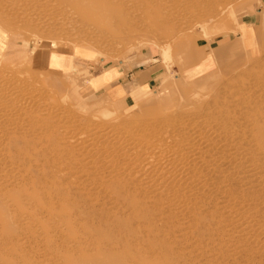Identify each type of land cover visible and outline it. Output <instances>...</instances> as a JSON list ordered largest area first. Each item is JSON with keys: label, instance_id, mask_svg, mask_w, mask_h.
Masks as SVG:
<instances>
[{"label": "rangeland", "instance_id": "obj_1", "mask_svg": "<svg viewBox=\"0 0 264 264\" xmlns=\"http://www.w3.org/2000/svg\"><path fill=\"white\" fill-rule=\"evenodd\" d=\"M161 1L0 0V264H264V40L220 50L264 0ZM112 65L155 86L91 91Z\"/></svg>", "mask_w": 264, "mask_h": 264}, {"label": "crops", "instance_id": "obj_2", "mask_svg": "<svg viewBox=\"0 0 264 264\" xmlns=\"http://www.w3.org/2000/svg\"><path fill=\"white\" fill-rule=\"evenodd\" d=\"M257 23H264V7L262 10H260L257 18ZM252 25V24H251ZM234 33H238L239 40H235L233 43L225 45L224 48L220 49H227L228 47L232 46L233 44H238L240 42H253L255 44V36L258 37L260 40H264V35L256 34L253 31V26L249 27L247 25H244L242 23L236 22L233 24ZM233 33V34H234ZM230 38V37H229ZM2 40L0 39V43L2 45ZM149 48V47H148ZM218 48V47H217ZM216 49V48H215ZM151 52L153 50L149 48ZM184 62H190L189 54L185 51L184 52ZM69 56L68 54H66ZM152 60L154 57H150ZM48 60V59H47ZM69 62L65 66H67L66 71H69L68 69L71 66H76V59L69 58ZM64 64L66 63V58L63 61ZM189 68L187 67L186 70ZM63 70V69H62ZM153 72L150 71L148 68H137V69H130L128 70L126 67L122 65H112L107 68H103L101 71L97 72L96 74H93L88 79V87L93 92H110L112 96L119 97L120 99L122 97L126 96V93L129 92L131 96L134 97H141L147 92L152 91L151 88L155 86L154 80H153ZM162 86H166L169 81H167L166 78L161 77L160 78ZM167 87V86H166ZM165 87V88H166ZM170 88V87H169ZM67 96L74 100L77 95H84V98H87L86 95L80 91L76 86L68 87L67 90ZM140 106L139 108H141Z\"/></svg>", "mask_w": 264, "mask_h": 264}, {"label": "bare ground", "instance_id": "obj_3", "mask_svg": "<svg viewBox=\"0 0 264 264\" xmlns=\"http://www.w3.org/2000/svg\"><path fill=\"white\" fill-rule=\"evenodd\" d=\"M152 2V0H149V2ZM163 1V0H162ZM162 1H161V3H162ZM234 1V0H233ZM153 2H155V1H153ZM203 2V1H202ZM188 4H189V6L192 8H194V10L195 9H197L196 8V3H198V0H188V2H187ZM153 4V3H152ZM210 4V3H209ZM214 4V3H213ZM230 4V3H229ZM159 5L161 6V4L159 3ZM180 5V4H179ZM198 5H199V3H198ZM133 6V5H132ZM162 7V6H161ZM206 8H207V6H206ZM206 8H204V9H206ZM211 8V7H210ZM134 9V8H133ZM148 9V8H147ZM162 9H163V7H162ZM161 9V10H162ZM164 9H167V8H164ZM132 10V9H131ZM130 10V11H131ZM138 10H140V9H138ZM148 11V10H147ZM151 11V10H150ZM168 11V10H167ZM200 11V10H199ZM202 11H204V10H202ZM207 11V10H206ZM210 11H212L211 9H210ZM124 12H125V10H124ZM134 12H136V11H134ZM149 12V11H148ZM209 12V11H208ZM132 13V12H131ZM131 13H130V15H131ZM139 13V12H138ZM152 13V12H151ZM161 13H162V11H161ZM172 13V12H171ZM201 13V12H200ZM210 13V12H209ZM140 15H141V13H140ZM165 15V14H164ZM203 15V14H202ZM26 16V15H25ZM133 16V15H132ZM135 16V15H134ZM142 16V15H141ZM76 17V16H75ZM128 17V16H127ZM137 17V16H136ZM144 17V16H143ZM191 17V16H190ZM141 18V17H140ZM130 20V19H129ZM27 22V21H26ZM37 22V21H36ZM132 25V24H131ZM121 26V25H120ZM193 28V27H192ZM125 29V28H124ZM80 30V29H79ZM153 30V29H152ZM182 31V30H181ZM46 32V31H45ZM50 33V32H49ZM168 43V42H167ZM106 48V47H105ZM33 78V77H32ZM27 80V79H26ZM33 90V89H32ZM3 96V95H2ZM15 98V97H14ZM229 98V97H228ZM257 102V101H256ZM253 104V103H252ZM66 106V105H65ZM255 106V105H254ZM222 110V109H221ZM222 112V111H221ZM263 114V113H262ZM83 115V114H82ZM231 115V114H230ZM17 117V116H16ZM51 118V117H50ZM187 118V117H186ZM190 118V117H189ZM238 118V117H237ZM183 120V119H182ZM236 122H238V121H236ZM239 124H240V122H238V126H239ZM241 125V124H240ZM60 127V126H59ZM47 129V128H46ZM9 130V129H8ZM52 130V129H51ZM202 130V129H201ZM206 131V130H205ZM236 131V130H235ZM241 132V131H240ZM190 133V132H189ZM192 133V132H191ZM197 133V132H196ZM195 133V134H196ZM216 133V132H215ZM220 133V132H219ZM208 134V133H207ZM206 134V135H207ZM210 134V133H209ZM220 134H222V133H220ZM24 135V134H23ZM42 135V134H41ZM181 135V134H180ZM197 136V138H198V135H196ZM195 136V137H196ZM199 136H201L200 135V133H199ZM208 136V135H207ZM207 136H205V137H207ZM210 136V135H209ZM217 136V135H216ZM171 136H169V138H170ZM175 137V136H174ZM173 137V138H174ZM178 137V136H177ZM204 137V136H203ZM201 138V139H204V138ZM208 138V137H207ZM209 138H211V137H209ZM217 138H219L218 136H217ZM216 138V139H217ZM221 138V137H220ZM91 139V138H90ZM164 139H166V138H164ZM164 139H162V140H164ZM195 139V138H194ZM64 140V139H63ZM200 140V139H199ZM222 140V139H221ZM207 141V140H206ZM217 140H215V142H216ZM223 141L225 142V146H226V148L228 147H234V148H239L240 146H241V142H239V140H238V138H236V137H234V136H232V135H230V134H225L224 135V139H223ZM205 142V141H204ZM203 142V143H204ZM210 142H211V140H210ZM158 143H160V142H158ZM212 143H214L213 141H212ZM223 143V142H222ZM206 144V143H205ZM224 144V143H223ZM199 145H200V143H199ZM208 145H209V142H208ZM208 145H207V147H208ZM243 146V145H242ZM245 146V145H244ZM78 148V147H77ZM220 148H222L221 146H220ZM224 148V147H223ZM222 148V149H223ZM244 148V147H243ZM168 149V148H167ZM177 149H178V147H177ZM217 149V148H216ZM231 149V148H230ZM178 150H180V149H178ZM182 150V149H181ZM190 150V149H189ZM233 150V149H232ZM207 151H210V150H207ZM184 152V151H183ZM234 152H237V151H234ZM91 153V152H90ZM152 153V152H151ZM191 153V152H190ZM208 153V152H207ZM238 153V152H237ZM178 154V153H177ZM185 154V153H184ZM213 154H215V153H213ZM217 154V153H216ZM216 154H215V156H216ZM219 154V156H220V153H218ZM222 154V153H221ZM204 155H206V154H204ZM224 155H226V153L224 154ZM227 155H229V154H227ZM236 155V154H235ZM214 156V155H213ZM222 156V155H221ZM220 156V157H221ZM237 156H239V154L237 155ZM250 156V155H249ZM200 157V156H199ZM198 157V158H199ZM202 157V156H201ZM206 157V156H205ZM220 157H218V161H221L220 160ZM223 157V156H222ZM221 157V158H222ZM253 156H251L250 157V159L248 160L249 162H251V164H252V166H254V162H255V160L252 158ZM242 158V157H241ZM245 158V157H244ZM118 159V158H117ZM197 159V158H196ZM227 159V158H226ZM229 159H230V157H229ZM233 159V158H232ZM234 159H237V158H235L234 157ZM240 158H238V160H239ZM259 159V158H258ZM179 160H180V156H179ZM195 160V159H194ZM200 160V159H199ZM202 160V159H201ZM224 160H225V158H224ZM245 160V162H246V159H244ZM183 161H185V160H183ZM191 161V160H190ZM196 161H198V160H196ZM204 161V160H203ZM214 161V160H213ZM217 161V160H216ZM237 161V160H236ZM241 161H242V159H241ZM224 163V161L222 160L221 161V163ZM244 162V161H243ZM240 163V162H239ZM242 163V162H241ZM241 163L239 164V165H241ZM257 163V162H256ZM215 164V163H214ZM227 165H228V163H226ZM197 165V164H196ZM203 165L204 164H202V167H203ZM224 166H225V164H223ZM235 165V164H234ZM244 165V164H243ZM219 166V165H218ZM224 166H220V167H216V170H213V171H218L219 173H222V172H224L222 169H221V167H224ZM234 167V166H233ZM239 167V166H238ZM237 167V168H238ZM241 167V166H240ZM240 167H239V170H240ZM182 168V167H181ZM194 168V167H193ZM195 169L197 170V168H196V166H195ZM199 169V168H198ZM201 169V168H200ZM221 169V170H220ZM228 169V168H227ZM227 169H226V171H227ZM86 170V169H85ZM158 170V169H157ZM235 169L233 168V171H234ZM195 171V170H194ZM206 171H208V170H206ZM212 171V170H211ZM225 171V172H226ZM236 171V170H235ZM235 171H234V173H235ZM238 171V170H237ZM242 171V170H241ZM249 171V170H248ZM82 172V171H81ZM99 172V171H98ZM186 172V171H185ZM200 172V171H199ZM217 172V173H218ZM228 172H230L229 170H228ZM227 172V173H228ZM246 172V171H245ZM218 173V174H219ZM238 173V172H237ZM244 173V172H243ZM208 173L206 172V175H207ZM213 174V173H212ZM241 174V173H240ZM252 174V173H251ZM104 175V174H103ZM179 175V174H178ZM194 175V174H193ZM230 175V174H229ZM228 175V178H230L231 176H229ZM236 175V174H235ZM245 175V174H244ZM208 176V175H207ZM261 176V175H260ZM218 177V176H217ZM244 177V176H243ZM248 177V176H247ZM252 177V176H251ZM253 177H255L254 175H253ZM232 178V177H231ZM235 178V177H234ZM234 178H232V179H234ZM185 179V178H184ZM236 179V178H235ZM188 180H189V178H188ZM187 180V181H188ZM192 180V179H191ZM244 180V179H243ZM2 181V180H1ZM190 181V180H189ZM193 181V180H192ZM191 181V182H192ZM205 181H206V179H205ZM235 182H237L236 180H234ZM260 181V177H257L256 179L255 178H252V180H251V182H255V183H252V185L251 186H253V189L255 188L256 190V192L254 193V192H251V194L253 193L254 195H257L258 193L259 194H263L264 193V187L263 186H257L256 184H257V182H259ZM173 182H175V181H173ZM116 183V182H115ZM185 183H186V181H185ZM189 183V182H188ZM193 183L195 184V182L193 181ZM192 183V184H193ZM238 183H239V181H238ZM20 184V183H19ZM199 184V183H198ZM228 184V183H227ZM197 185V184H196ZM185 186V185H184ZM183 186V187H184ZM200 186V185H199ZM235 186H236V184H235ZM245 186V185H244ZM193 187V186H192ZM240 187V186H239ZM188 188V187H187ZM191 188V187H190ZM175 189V188H174ZM235 189V188H234ZM252 190V189H251ZM196 191V190H195ZM194 191V192H195ZM235 191V190H234ZM198 192V191H197ZM229 193V192H228ZM248 193V192H247ZM185 194V193H184ZM196 194V193H195ZM204 195V194H203ZM260 196V195H259ZM261 196H263V195H261ZM208 197V196H207ZM144 198V197H143ZM244 198V197H243ZM255 198V197H254ZM261 198H264V197H261ZM241 200V199H240ZM257 202V201H256ZM26 204V203H25ZM27 206H28V204H27ZM109 207V206H108ZM38 209V208H37ZM168 210V209H167ZM184 217V216H183ZM192 217V216H191ZM31 218V217H30ZM232 218V217H231ZM234 218V217H233ZM237 222V221H236ZM239 230V229H238ZM239 233V232H238ZM55 241V240H54ZM100 244V243H99ZM258 246V245H257Z\"/></svg>", "mask_w": 264, "mask_h": 264}]
</instances>
